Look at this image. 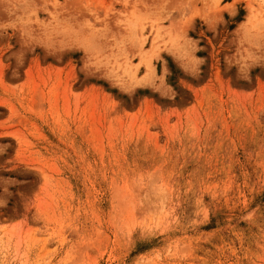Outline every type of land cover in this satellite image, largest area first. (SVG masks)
<instances>
[{
  "label": "rangeland",
  "instance_id": "374dc122",
  "mask_svg": "<svg viewBox=\"0 0 264 264\" xmlns=\"http://www.w3.org/2000/svg\"><path fill=\"white\" fill-rule=\"evenodd\" d=\"M232 1L0 0V264H264V0Z\"/></svg>",
  "mask_w": 264,
  "mask_h": 264
},
{
  "label": "bare ground",
  "instance_id": "6f19581e",
  "mask_svg": "<svg viewBox=\"0 0 264 264\" xmlns=\"http://www.w3.org/2000/svg\"><path fill=\"white\" fill-rule=\"evenodd\" d=\"M243 0H233L231 5H230V8L232 6L231 9L235 8L240 2H242ZM229 6V5H228ZM253 14V8L250 6L249 9H248V15L246 17V20L247 21H250L251 19V15Z\"/></svg>",
  "mask_w": 264,
  "mask_h": 264
}]
</instances>
